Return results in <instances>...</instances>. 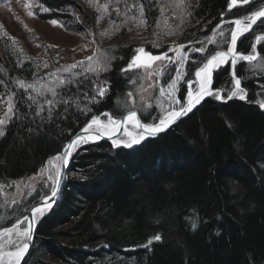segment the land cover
Returning <instances> with one entry per match:
<instances>
[{"label":"trees","instance_id":"16d2710c","mask_svg":"<svg viewBox=\"0 0 264 264\" xmlns=\"http://www.w3.org/2000/svg\"><path fill=\"white\" fill-rule=\"evenodd\" d=\"M33 2L38 18L56 19L66 30H84L78 12L90 25L96 20L77 0ZM229 3L197 0L179 41L203 46L222 23L227 38L233 28L230 21L264 7V0L231 10ZM134 4L143 5L145 20L157 22L154 3ZM260 33L264 23L259 21L240 38L238 51L249 53ZM6 38L0 39V111L6 112L8 94L13 111L0 136V189L13 194L20 182L46 168L91 117L106 112L119 117L131 110L129 93L138 88L142 76L128 67L140 45L120 44L107 52L103 64L109 68L104 72H86L71 83L75 74L50 73L63 80V86L56 89L55 98L46 92L39 99L38 91L25 92L18 82L33 83L43 72L40 62L25 59ZM225 39L218 37L219 44L207 51L228 47ZM146 47L156 55L168 48ZM259 52L264 58V40ZM200 59L196 55L187 64V79ZM175 67L166 68L165 80ZM252 67L243 61L236 64L246 92L243 100L209 97L158 137L133 147H114L107 141L86 144L74 153L60 200L40 221L25 264H264V108L258 104L264 96V73ZM94 84L104 88L103 96ZM232 86L229 64L215 72L213 89H223L227 97ZM187 92L182 83L179 96L184 101ZM52 98L59 103L47 104ZM142 118L149 122V116ZM50 190L20 201L1 199L0 230L16 221V209L25 211Z\"/></svg>","mask_w":264,"mask_h":264},{"label":"rangeland","instance_id":"374dc122","mask_svg":"<svg viewBox=\"0 0 264 264\" xmlns=\"http://www.w3.org/2000/svg\"><path fill=\"white\" fill-rule=\"evenodd\" d=\"M77 1L89 15L91 14L96 16L95 22L90 25L81 13H77V15H80L81 17L79 22L81 25H83L84 30H77L74 27L66 30L60 23L57 25H52L49 23V21H44L38 18L36 14L29 15V12L35 13L37 6L33 0H0V39L7 37L15 41L14 44L18 47V51L20 50L25 59L30 58L33 60H38L40 62L38 63L43 68L42 74L34 79L33 83L36 84V88L33 90L38 91L39 93L43 92L44 94H46V92H50V96H52L50 89L56 91V89H58L62 84L60 83L59 79L52 78L50 73L56 74L54 71L59 70L62 76L75 74L71 75L70 78L71 82H74L85 76V74H88H81L83 69L81 66H79V62L83 61L85 64L91 63L92 66L95 67L96 62L100 61L102 62L101 66L103 67V59L109 58V56L107 57V52H109L110 47L116 45H128L136 43L140 45L139 47H143L146 52H150L146 49V45H150L154 48H162L164 45H167V51L163 54L156 55L153 52L150 53L154 56L173 57L174 59L178 58H175V53L171 51V49L177 47L178 45H186L187 47H185L183 51L188 53V56L184 63V68L181 69L184 75L183 78L178 81L177 90L174 93L175 97L180 103L173 105L176 109H179L181 106H183L186 100L184 101V99L179 96L180 88L182 83H185L187 90H189L188 82L193 81L195 72H193L191 79H187L186 66L190 61L194 60L196 55H199L201 58L197 64L199 66L204 57L208 54L203 56L204 53L201 54L199 52L193 51V49L201 47V44L198 46L197 43L191 45L190 43L179 41L184 28L187 26L190 15H184L183 8L177 7V5L184 4L187 7V11L190 12L191 6L197 0H147L149 4H151V2L155 4V7L159 12L158 19L156 20V23L146 20V24H142L139 27L137 25L139 24L141 17L139 16V6L134 4L136 0H113L111 3H108L109 6L107 12H104L102 8L104 2H98V0ZM250 1L252 0H248V2ZM245 4L247 3L238 2L235 6ZM126 5L127 9L125 7ZM97 7L101 8L100 12L96 10ZM117 7L120 9V14H117L115 10ZM99 16H103V18L98 20ZM133 16L136 17L135 20L130 19V17ZM220 25H223V23ZM220 25H217L215 30L218 29ZM129 29H131V31H129ZM169 30H175L176 34L166 35ZM219 30L223 31L225 36L220 37L219 33L217 32L214 39H218V37L225 39L227 35L226 30H223V27L219 28ZM102 32L105 33L104 36H101ZM213 32L214 29L203 47L209 48L210 46L214 45L210 42L211 39H213ZM0 51H2L1 44ZM207 52L209 53V51ZM88 57H93V61L89 62L87 60ZM238 62L239 61H237V63ZM72 64H77L78 67L72 69L70 67ZM150 64L151 67L137 68L133 66L131 68L133 70H137L135 74L142 76V80L136 84L138 88L134 90V93H132L129 98L133 103V108L129 111L137 110L140 117L143 115L142 117L149 116L150 118L149 122L143 123L155 124L161 118H164L167 121L168 113L171 111L170 97L168 95L169 90L165 88V95L161 96L160 88L170 79L169 78L165 80L167 78V76H164L166 68L177 65L175 63H170L167 59L152 61ZM250 65H253L251 69L264 73V58L261 56L260 59L254 63H251ZM65 68L68 69L67 72L64 71ZM108 68L109 65L107 66V69ZM174 77L175 73L171 76V78ZM232 83V90H234L233 78ZM196 88L197 84L192 83L193 92H195ZM39 93L38 98L42 99L43 97H41ZM10 96L12 97L11 94L6 96V112L3 114V111H0V120L4 121V124L0 125V129L3 131L6 122L8 121L6 117L8 118L9 115L7 110L9 107L8 98ZM209 97L212 96H207V98ZM235 97L238 96H234L232 98ZM258 104L260 106L264 105V96L260 97ZM103 114L104 113L91 117L89 120H87L82 128L89 124L93 118H99L103 126L93 125L92 128H89V130L93 131V129H98L99 132L111 133L114 131L113 125L108 121V117ZM125 114L126 113L116 118L120 119ZM142 117L141 119L144 121ZM125 132H130L132 135L128 136L125 134ZM141 135L142 133L135 127V124H133L129 125L117 139L121 141L120 146L130 144V146L127 147H133L138 145L143 139H141L139 143H132V139ZM86 144L89 143L81 142L78 147L74 146L72 154L76 153ZM60 165V162L55 158L50 160V163H48L46 168L42 169L37 175L27 179L24 182H20L13 194L8 193L7 191H4L3 188H1L2 190L0 189V200L6 199L8 201L11 200V202L16 200L20 201L21 198L28 196L30 197L31 194H34L35 192L39 195H42L45 194V192H47L49 189L52 190V188L55 186V181L58 178L55 176V171L56 169H60ZM50 176H52L54 179H49ZM45 197L46 196L40 200L44 199ZM30 199L31 198H27L26 201H30ZM37 202L31 203L25 211L20 207L16 209V221L11 226L3 227L0 230V233H3L4 229L6 228H14L13 233H10L8 236L0 235V264L11 263V256L7 255V253L10 249L12 251L17 250L12 246L13 244L20 245V249H22L23 244L27 243L28 240L21 236L20 233L25 229L28 230V222L25 218L27 217L31 207ZM49 211L50 209H44L41 213H38L35 218L36 222L40 223V221ZM10 241L12 242L11 244Z\"/></svg>","mask_w":264,"mask_h":264},{"label":"snow or ice","instance_id":"6c2138e0","mask_svg":"<svg viewBox=\"0 0 264 264\" xmlns=\"http://www.w3.org/2000/svg\"><path fill=\"white\" fill-rule=\"evenodd\" d=\"M238 2L240 3H248V0H230V3L228 5L229 10L233 6H235ZM108 3L105 2L102 5V8L104 12H107L108 9ZM127 9V5L125 6ZM177 7L183 8V14L184 15H191L190 12L187 11V7L184 4H179ZM98 12L101 11L100 7H97L96 9ZM117 14H120V9L117 7L116 9ZM43 11H49V9L44 8ZM29 15H35L33 12H29ZM175 15V13H174ZM139 16L141 17L139 24L137 25L138 27L142 24H146V20L143 19L144 17V9L143 5H139ZM103 16H99V19H102ZM261 18H264V9L252 11L250 14H246L242 19L237 18L235 20L230 21L234 27L230 30L229 36L225 39V43L228 44V47L222 49V50H213L211 53H209L207 56L204 57L203 61L200 63L198 68L194 72V79L191 82H188V92H187V97L186 101L181 106L179 109H176L173 105L180 103L179 100L175 97V91L177 90V83L183 78L184 73L181 71V69L184 68V63L187 59L188 53H185L183 50L186 45H178L177 47L171 49L175 53V58L173 57H166V56H154L150 52H146V50L143 47H137L134 49V57L129 63V69L132 68L133 66L137 68H143V67H151L150 62L152 61H157V60H165L167 59L170 63H175L177 66L174 68L175 72V77L170 78L169 81L162 85L160 88V95L163 96L165 95V88L169 90L168 95L170 97V108L171 111L168 113V119L167 121L164 118L159 119V121L155 124H147L141 122V120L138 118V114L136 111H129L124 117L117 119L116 117L112 116L109 113H104L103 115L108 117V121L110 123H113L114 125L120 127V126H125L127 123L134 122L135 126L141 130L142 135L139 137H134L132 139V143H139L141 139L147 138L148 136H154L160 131H163L164 128L171 123H174L177 119H179L183 115H187L189 112L192 111V109L201 102L202 99H204L206 96H212L217 100H222L226 102V99H231L234 96H238L239 99H245L246 92L245 89L241 86V79L237 78L235 75V65L237 63V60H243L247 61L249 63L257 61L260 59L259 54L256 52V49L254 47L251 48L249 54H244V53H238L237 52V40L241 35H243L245 32L251 30L254 25L257 24V21H260L261 23H264V20ZM130 19L135 20L136 17H130ZM183 22V21H181ZM227 22V21H226ZM52 25H57L59 22L56 19H52L49 21ZM111 23V22H110ZM223 25H220L219 28H222ZM218 29L214 30L213 32V39H211V43L213 44H219V41L214 39L216 33H219L220 37H224L225 34L223 31H220ZM131 31V29H129ZM176 32L175 30H169L166 35H175ZM105 33H101V36H104ZM264 40V35H257L255 36V43H260V41ZM15 42V41H13ZM158 46V45H154ZM195 52H199L201 54L205 53L207 49L203 46L193 49ZM114 58V57H112ZM93 57H88L87 60L89 62L93 61ZM147 63H146V62ZM231 65L232 69V78L234 80V90L229 91L227 97L223 95V89H213L212 88V83H213V74L217 70L220 69L221 66L224 65ZM102 62L97 61L95 67L92 66L91 63L85 64L83 61L79 62V66L82 67L83 73L86 72H91V73H97L99 71H106L107 70V63L103 64V67L101 66ZM47 66V65H45ZM72 69H75L78 67L77 64H72L70 66ZM128 69H122V71H126ZM64 71H68L67 68L64 69ZM54 75V74H53ZM71 83V80L69 79L68 81ZM19 87L21 89H24L25 92H27L28 89H35L36 84L35 83H25L24 81H19ZM61 84H63V80L60 81ZM192 83H195L198 85V87L195 89V94L192 90ZM94 87H98V95L103 96L104 95V88L99 87L98 85L94 84ZM52 96L55 98L57 93L55 90H51ZM40 95H44L43 92H40ZM131 95V93H129ZM30 100L35 103V98L32 96L28 97ZM9 102V107H8V113H12L13 111V103H12V97L10 96L8 98ZM47 104L49 105H54L56 103H59V101H56L55 99L53 100H47ZM264 107V105H262ZM42 110V107H41ZM39 114V113H37ZM49 116H51V108H49ZM4 121L0 120V125H3ZM93 125H99L103 126L102 122L99 118H93L90 123L83 129L84 133H88L89 128H92ZM93 133H96L97 138H99V131L98 129H93ZM4 134L3 130L0 129V136ZM126 135L131 136L132 134L130 132H125ZM83 143H88V137H81V136H76L73 138V140L69 141L64 147L62 148L61 152L57 154L55 157L56 160H58L61 164L60 169H56L55 171V176L60 177L62 175V168L66 167L68 164L69 157L72 155V151L74 150V145L79 146V144ZM121 144V141L119 139H113L112 140V145L114 147H119ZM124 146H130V144H125ZM50 163V161H49ZM49 179H54L52 176L49 177ZM55 185L50 194L45 197L43 201H41V204L38 205L36 208L32 210V217H35L36 213H41L45 207V205H48V200L51 198H55L57 196V190L59 186V180L55 181ZM25 219H28L27 217ZM14 228H6L4 229L3 233H0V235L3 236H8L10 233H13ZM21 236L26 238L27 240H31V235L29 234L28 230L25 229L21 231L20 233ZM154 239H160L159 236H155ZM12 242L10 241V244ZM148 243H151V240H149ZM13 247H15L17 250L12 251L11 249L7 253L9 256H14L16 260L18 261L19 258L23 255V251L27 250L28 248V243H24L22 246V250L20 249V245L18 244H13Z\"/></svg>","mask_w":264,"mask_h":264},{"label":"water","instance_id":"95a60500","mask_svg":"<svg viewBox=\"0 0 264 264\" xmlns=\"http://www.w3.org/2000/svg\"><path fill=\"white\" fill-rule=\"evenodd\" d=\"M264 9V8H263ZM262 19V18H261ZM259 21H257V23H258ZM255 27V25L253 26V28ZM253 28L251 29V30H249V31H247V32H245L244 34H247V33H249V32H251L252 30H253ZM243 34V35H244ZM243 35H241L240 37H239V39L237 40V52L238 53H240L239 51H238V42H239V40H240V38L243 36ZM257 35H264V33H260V34H257ZM256 35V36H257ZM253 47L256 49V52L259 54V57H260V52H259V43L257 44V43H255V37H254V39H253ZM245 54V53H244ZM237 61H243V60H237ZM243 62H245V63H249V62H247V61H243ZM254 62H256V61H254ZM254 62H251V63H254ZM251 63H249V64H251ZM230 67H231V65H230ZM235 72H236V65H235ZM214 75V74H213ZM231 75H232V69H231ZM235 75H236V73H235ZM236 77H237V75H236ZM238 78V77H237ZM213 84H214V77H213V83H212V88H213ZM242 86V85H241ZM197 87H198V85H197ZM194 94H195V92H194ZM207 99V96L204 98V99H202L201 100V102L199 103V104H197L193 109H192V111L191 112H189L187 115H183V116H181L179 119H177L174 123H171V124H168L165 128H164V130L163 131H160V132H158L157 134H155L154 136H148L147 138H144L140 143H142V142H144V141H146L147 139H150V138H154V137H158V136H160L161 134H164V133H166L167 131H169L172 127H174L175 125H177L181 120H183L184 118H186L188 115H190L201 103H203L205 100ZM133 111V110H132ZM134 111H136L137 112V114H138V118L141 120V122H143L142 121V119H141V117H140V115H139V113H138V111L137 110H134ZM106 113H109V114H111L110 112H106ZM128 113V112H127ZM126 113V114H127ZM125 114V115H126ZM112 115V114H111ZM124 115V116H125ZM124 116H122V117H124ZM121 117V118H122ZM88 125V124H87ZM87 125L85 126V127H87ZM112 125H113V129H115V127H116V125H114L113 123H112ZM127 126V124L125 125V126H120V128L119 129H117L116 131H113V132H111V133H103V132H99V138H97V136H96V133H93V131H91V130H88V133H84L83 132V129L85 128H82V129H80L75 135H73L64 145H66L69 141H71V140H73V138L74 137H76V136H81V137H88V140H89V144H98V143H100V142H103V141H107V142H109V141H111L112 142V140L113 139H117L122 133H123V131L127 128L126 127ZM136 127V126H135ZM137 128V127H136ZM138 129V128H137ZM140 132H141V130L140 129H138ZM142 133V132H141ZM139 143V144H140ZM75 146V145H74ZM64 147V146H63ZM72 156H73V154L69 157V160H68V164H67V166L66 167H63L62 168V175L60 176V177H58L57 178V180H59V186H58V190H57V196L55 197V198H51V199H49L48 200V205H50V207L49 206H47V205H45V207H44V209H50V210H52L53 208H55V206L57 205V203L59 202V200H60V197H61V193H62V190H63V187H64V184H65V182H66V180H67V176H68V171H69V167H70V163H71V159H72ZM60 168H61V165H60ZM56 186V185H55ZM45 199V198H44ZM44 199H42V200H40V201H38L37 203H35L32 207H31V209L29 210V212H28V214H27V218L28 219H26L27 220V222H28V232H29V234L31 235V240H28L27 241V243H28V248H27V250H24L23 251V255L20 257V260H19V262H17V264H25V262H26V260H27V258L29 257V255H30V253H31V251H32V249H33V245H34V242H35V238H36V233H37V230H38V226H39V223H37L36 222V220H35V217H32V210L34 209V208H36L38 205H40L41 204V201H43ZM43 209V210H44Z\"/></svg>","mask_w":264,"mask_h":264},{"label":"bare ground","instance_id":"6f19581e","mask_svg":"<svg viewBox=\"0 0 264 264\" xmlns=\"http://www.w3.org/2000/svg\"><path fill=\"white\" fill-rule=\"evenodd\" d=\"M215 76V72H214V75H213V77ZM213 87H214V84H213ZM262 107V106H261ZM262 108H264V107H262ZM133 124H135L134 122H131V123H127V126L126 127H128L129 125H133ZM120 127H118V126H116L115 127V129H114V131H116L117 129H119ZM113 132V131H112ZM37 214L38 213H36V215H35V218H36V216H37ZM22 250V249H21ZM19 260H20V258H19ZM19 260L17 261L16 260V258L14 257V256H11V263L10 264H17V262H19Z\"/></svg>","mask_w":264,"mask_h":264}]
</instances>
